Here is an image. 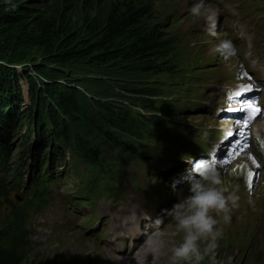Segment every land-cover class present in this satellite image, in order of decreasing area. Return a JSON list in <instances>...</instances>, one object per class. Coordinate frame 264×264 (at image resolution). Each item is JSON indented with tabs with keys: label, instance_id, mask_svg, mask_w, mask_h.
Here are the masks:
<instances>
[{
	"label": "rangeland",
	"instance_id": "rangeland-1",
	"mask_svg": "<svg viewBox=\"0 0 264 264\" xmlns=\"http://www.w3.org/2000/svg\"><path fill=\"white\" fill-rule=\"evenodd\" d=\"M131 2L151 3L155 9L151 22L163 25L161 29L179 43L180 54L173 59L177 60V67L145 80L151 89L158 91V96L151 98L155 107L161 106L163 100L164 105L179 109L174 117H159L173 122V128L168 130L167 124L148 141H142L141 156H136L128 167L119 162L116 154L107 155L119 173L115 191L109 194L115 193V200L100 196V202L93 203L90 196H77L80 178L71 165L72 155L67 153L63 171L53 176L61 177L59 186L50 187V200L28 221L31 245L27 264H108L103 250L97 255L95 249L102 247L96 244L127 241L124 247L131 253V238L141 228L143 219H152L156 225L142 235L145 249L137 250L136 254L148 253L157 242L164 244L167 238L176 243L174 247L178 246L184 233H180L182 230L167 216L166 210L189 194L192 164L186 159L218 162L224 187L228 189L240 188L244 178L248 188L255 190V175L264 171V143H261L264 141V0H204L206 7L200 15L192 12L199 0H90L88 6L81 8L93 14L95 9L104 16L114 5ZM83 11L78 17L86 14ZM224 41H231L238 51L229 61L217 51ZM113 83L122 87V93L141 87L136 83ZM23 87L25 110L32 98L25 80ZM101 89L103 86H95L90 92L95 94ZM147 98L136 95L116 103L125 104L133 114L160 116L159 112L147 108ZM249 111L257 114L255 120H245ZM17 124L22 126L23 134L30 126L26 121ZM22 143L21 137L15 135L8 142L12 146L10 175L5 177L0 173V184L7 187L9 194L6 196L0 191V221L9 214L13 204L24 203L21 193L11 188L17 187L12 177L20 164L18 145ZM236 155L240 156L236 158ZM240 157L246 159L239 162ZM183 163L185 168L178 175ZM30 169L27 161L21 187L35 173ZM257 201L260 204L264 199L258 194ZM244 203V200L238 201L230 224L225 225L221 220L222 235L201 264H264V209L257 207V220L252 225L245 215ZM122 220L133 224L132 234L126 235V239L119 238L114 230ZM206 244L201 242L202 250ZM170 256L171 252L164 255L161 264H169ZM152 260L151 254L147 255V261Z\"/></svg>",
	"mask_w": 264,
	"mask_h": 264
},
{
	"label": "trees",
	"instance_id": "trees-1",
	"mask_svg": "<svg viewBox=\"0 0 264 264\" xmlns=\"http://www.w3.org/2000/svg\"><path fill=\"white\" fill-rule=\"evenodd\" d=\"M89 1L0 0L1 176L10 175L9 139L15 135L24 142L12 177L17 187H11L24 203L13 204L0 221V264L29 262L28 221L50 200V187L59 186L61 177L53 176L63 171L67 153L80 178L77 196H90L93 203L100 196L115 200L109 194L119 173L107 155L116 154L128 167L141 156L142 141L167 124L173 128L159 117H174L178 108L163 100L155 107L151 98L158 91L145 80L177 67L178 41L151 22V3L114 5L101 16L82 10ZM81 11L86 14L78 17ZM24 80L32 98L25 110ZM113 82L141 87L122 93ZM95 86L103 89L94 94ZM136 95L148 97L147 108L161 115L133 114L116 103ZM18 121L30 125L24 134ZM27 161L35 173L21 187ZM1 190L9 194L0 184Z\"/></svg>",
	"mask_w": 264,
	"mask_h": 264
},
{
	"label": "clouds",
	"instance_id": "clouds-1",
	"mask_svg": "<svg viewBox=\"0 0 264 264\" xmlns=\"http://www.w3.org/2000/svg\"><path fill=\"white\" fill-rule=\"evenodd\" d=\"M205 7L204 0H199L194 4L192 12L200 15ZM217 51L225 61L238 55L231 41L222 42ZM186 162L192 164L188 177L189 194L172 209L166 210L167 216L184 232L182 243L171 249L169 264H201L209 250L216 247V241L222 235V229L219 227L221 220L225 225L231 223L232 212L238 207L240 200L238 186L232 189L224 187L223 173L218 162L193 161L192 158L186 159ZM201 242H207L203 250ZM162 243L163 241H159L150 249L153 256L161 253Z\"/></svg>",
	"mask_w": 264,
	"mask_h": 264
},
{
	"label": "bare ground",
	"instance_id": "bare-ground-1",
	"mask_svg": "<svg viewBox=\"0 0 264 264\" xmlns=\"http://www.w3.org/2000/svg\"><path fill=\"white\" fill-rule=\"evenodd\" d=\"M239 156L240 155L238 156L236 155V158H238ZM242 157H240V160H238L239 162L246 159V157L245 159H241ZM242 169L244 168L242 167ZM253 170L255 171V166L253 167ZM255 176L257 178V185H256L255 190L249 189L245 179L243 178L242 182L240 183L241 187L239 188V191H238L240 200L245 201L244 212H245L246 217H248L251 220L252 225H254L255 220H257L256 215H255V210L257 209V207L260 206L261 209H264V201L260 204L257 201L258 194L260 198L264 199V171L256 173ZM232 188L233 187H229V189H232ZM256 191L258 192L256 193ZM253 194L255 196H253ZM132 226L133 224L129 220H122L118 225H116L114 230L116 234L119 236V238L126 239V235L130 234L133 231L131 230ZM247 227L249 226L247 225ZM141 228H139L138 231L136 230L137 232L131 238V240H133L131 253L127 251V247H124L125 244L127 245V241L118 243V241L115 239L117 241L116 244L115 243L113 244L112 241L110 240L96 244L102 247V248L95 249V251L97 252V255L100 254L101 252L100 249L103 250V252H105L107 256L108 264H161L163 263V261L165 260L163 256L168 255L171 252V249L174 247V245H176V243L173 240H170L169 238H167V241L164 244L160 245L161 253L156 256H153L151 251H148V253L145 252V253L136 254L135 252L137 250H141V252H143V250L145 249L142 235L145 234L147 231H150V229L154 228L153 221L151 219L149 220L143 219ZM180 233H184L183 230ZM137 237H140V239L137 240ZM149 254H151V258L154 259L151 262L147 261V255Z\"/></svg>",
	"mask_w": 264,
	"mask_h": 264
},
{
	"label": "snow or ice",
	"instance_id": "snow-or-ice-1",
	"mask_svg": "<svg viewBox=\"0 0 264 264\" xmlns=\"http://www.w3.org/2000/svg\"><path fill=\"white\" fill-rule=\"evenodd\" d=\"M256 111H259V109H255Z\"/></svg>",
	"mask_w": 264,
	"mask_h": 264
}]
</instances>
